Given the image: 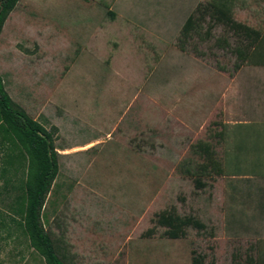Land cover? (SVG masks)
<instances>
[{
	"label": "rangeland",
	"instance_id": "1",
	"mask_svg": "<svg viewBox=\"0 0 264 264\" xmlns=\"http://www.w3.org/2000/svg\"><path fill=\"white\" fill-rule=\"evenodd\" d=\"M212 1L18 0L4 20L3 89L57 153L41 225L66 264H264V65L207 17L183 39ZM226 1L262 35L264 0ZM197 143L219 175L194 174ZM14 150L0 138V264H45L12 214ZM162 211L202 227L167 239Z\"/></svg>",
	"mask_w": 264,
	"mask_h": 264
},
{
	"label": "trees",
	"instance_id": "2",
	"mask_svg": "<svg viewBox=\"0 0 264 264\" xmlns=\"http://www.w3.org/2000/svg\"><path fill=\"white\" fill-rule=\"evenodd\" d=\"M18 0H0V30L7 15ZM195 14V15H194ZM207 17V29L215 25L224 26L234 37L236 46L230 53L240 62L251 61L255 65H264V36L258 31L232 20L230 4L226 0H213L196 7L187 16L180 35L185 39L195 32L198 23ZM221 43L227 47L226 41ZM0 138L15 149L13 172L20 171L22 178L17 179L12 214L18 219L17 226L28 241L29 247L43 257L45 264H66L59 253L57 244L41 225V210L50 185L57 174V153L53 147L50 133L15 105L3 89L0 78ZM194 152L203 157V163L195 167L194 174L219 175L220 171L212 160L213 151L206 143H197ZM6 163V162H5ZM7 164V163H6ZM10 161H9V163ZM2 171H7L6 169ZM200 187L199 179H194ZM155 224L164 228L167 239L175 240L185 235L188 227L199 229L201 224L189 216L180 217L169 211L155 216ZM250 262L251 259H248ZM190 264H202L201 257L191 259Z\"/></svg>",
	"mask_w": 264,
	"mask_h": 264
},
{
	"label": "crops",
	"instance_id": "3",
	"mask_svg": "<svg viewBox=\"0 0 264 264\" xmlns=\"http://www.w3.org/2000/svg\"><path fill=\"white\" fill-rule=\"evenodd\" d=\"M262 35L264 36V30L262 31ZM256 257L264 261V242H263V250L256 251Z\"/></svg>",
	"mask_w": 264,
	"mask_h": 264
}]
</instances>
